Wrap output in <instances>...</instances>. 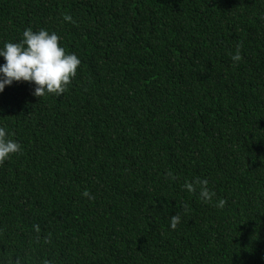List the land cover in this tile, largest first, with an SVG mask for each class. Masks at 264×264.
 Returning a JSON list of instances; mask_svg holds the SVG:
<instances>
[{
  "label": "trees",
  "instance_id": "trees-1",
  "mask_svg": "<svg viewBox=\"0 0 264 264\" xmlns=\"http://www.w3.org/2000/svg\"><path fill=\"white\" fill-rule=\"evenodd\" d=\"M26 28L81 65L0 93V264H264V0H0V47Z\"/></svg>",
  "mask_w": 264,
  "mask_h": 264
},
{
  "label": "clouds",
  "instance_id": "clouds-1",
  "mask_svg": "<svg viewBox=\"0 0 264 264\" xmlns=\"http://www.w3.org/2000/svg\"><path fill=\"white\" fill-rule=\"evenodd\" d=\"M71 22V17L65 15L63 18ZM61 37L56 32H49L41 28L33 31L26 28L22 32L19 42L5 41L0 47V57L4 63L0 64V93L6 86H11L13 82H29L35 87L32 95L43 97L48 94L61 96L72 79L77 74V69L81 65L80 58L71 52H67L60 46ZM233 62L242 59L240 47L231 55ZM11 134L5 127L0 126V164H3L12 155L22 151L21 145L10 138ZM183 188L189 193H195L199 189V198L202 202H212L215 193L208 187L207 179H196L186 181ZM226 204L224 199L215 203L218 208H223ZM181 223L179 215L170 217L169 227L173 230ZM39 231L38 226H34ZM15 264H21L18 258ZM43 264H49L47 260Z\"/></svg>",
  "mask_w": 264,
  "mask_h": 264
}]
</instances>
